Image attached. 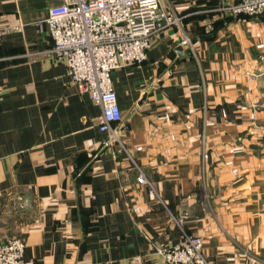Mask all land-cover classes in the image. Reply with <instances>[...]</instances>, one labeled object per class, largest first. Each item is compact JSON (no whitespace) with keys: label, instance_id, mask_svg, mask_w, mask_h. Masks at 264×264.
Returning <instances> with one entry per match:
<instances>
[{"label":"crops","instance_id":"crops-1","mask_svg":"<svg viewBox=\"0 0 264 264\" xmlns=\"http://www.w3.org/2000/svg\"><path fill=\"white\" fill-rule=\"evenodd\" d=\"M232 1L163 0L179 23L113 72L131 158L36 24L61 0H0L1 241L38 264H167L184 228L211 264H264V16Z\"/></svg>","mask_w":264,"mask_h":264},{"label":"built area","instance_id":"built-area-1","mask_svg":"<svg viewBox=\"0 0 264 264\" xmlns=\"http://www.w3.org/2000/svg\"><path fill=\"white\" fill-rule=\"evenodd\" d=\"M232 16H264V0H233L222 5ZM180 16L167 10L163 0H61L36 22L53 42L49 50L67 65L68 74L80 93L88 94L100 106L99 128L108 131L105 146L115 143L131 157L114 124L122 120L113 83V72L127 64H142L155 34L179 23ZM15 28L0 26V34ZM182 43H190L185 35ZM264 109V101L260 104ZM132 158V157H131ZM134 164L135 161L133 160ZM138 167V166H137ZM139 184L148 187L153 200L163 203L154 183L140 169ZM182 228L184 220H176ZM179 243L157 249L167 264H211L201 236L182 228ZM26 244L20 237L0 240V264H38L25 258Z\"/></svg>","mask_w":264,"mask_h":264},{"label":"water","instance_id":"water-1","mask_svg":"<svg viewBox=\"0 0 264 264\" xmlns=\"http://www.w3.org/2000/svg\"><path fill=\"white\" fill-rule=\"evenodd\" d=\"M242 17V16H241Z\"/></svg>","mask_w":264,"mask_h":264}]
</instances>
